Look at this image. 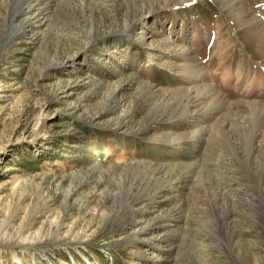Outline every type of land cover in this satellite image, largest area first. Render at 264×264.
<instances>
[{"label": "rangeland", "instance_id": "1", "mask_svg": "<svg viewBox=\"0 0 264 264\" xmlns=\"http://www.w3.org/2000/svg\"><path fill=\"white\" fill-rule=\"evenodd\" d=\"M0 264H264V0H0Z\"/></svg>", "mask_w": 264, "mask_h": 264}, {"label": "bare ground", "instance_id": "2", "mask_svg": "<svg viewBox=\"0 0 264 264\" xmlns=\"http://www.w3.org/2000/svg\"><path fill=\"white\" fill-rule=\"evenodd\" d=\"M138 16H139V18L136 20V22H135V19H133L131 22H130V25L133 27V24H135V26L137 25V24H140L141 23V21L142 20H144V18H145V15H144V13H142V11L141 12H139V14H138ZM144 34V33H143ZM165 43H168L167 42V40L165 41ZM185 51V48L178 54V55H180V54H182V53H185L184 52ZM148 53H150V52H148ZM151 54V53H150ZM149 55V54H148ZM177 55V56H178ZM181 57V56H180ZM193 74V73H192ZM198 131V130H197ZM199 135H198V138L197 139H199ZM200 140V139H199ZM133 235H135V234H133ZM136 236V235H135ZM133 239V238H132Z\"/></svg>", "mask_w": 264, "mask_h": 264}]
</instances>
